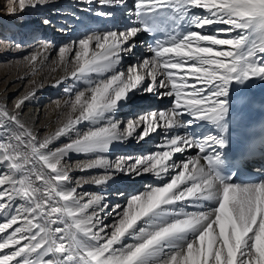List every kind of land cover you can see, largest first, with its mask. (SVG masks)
I'll return each mask as SVG.
<instances>
[{"label":"snow or ice","instance_id":"1","mask_svg":"<svg viewBox=\"0 0 264 264\" xmlns=\"http://www.w3.org/2000/svg\"><path fill=\"white\" fill-rule=\"evenodd\" d=\"M47 3L7 0V13L14 16ZM98 3L101 8L95 15L100 17L113 18L114 9L128 7L127 0ZM129 12L134 20L124 30L88 29L58 48V63L67 64L74 53L70 62L76 67L67 77L73 83L64 88L69 95L64 104L71 111L54 134L38 140L18 115L0 109V164L10 170L0 173V215L5 218L0 234L12 229L0 236V264H264V180L236 183L239 169L223 171L217 151L230 146L225 133L231 112L238 110L233 100L243 95L241 89L233 96L234 86L246 87L254 79L264 82V0H133ZM42 23L50 25L51 20L44 18ZM220 24L229 27L205 30ZM141 32L153 37L152 55L124 71L119 65L125 53L134 52ZM51 46V41H44L42 49ZM27 59L34 66L38 55ZM64 82L57 80L54 86ZM81 82L86 85L82 90L76 87ZM169 86V91L158 92ZM133 91L174 95V107L142 114L122 132L116 114ZM30 98H21L16 109ZM185 115L191 119H181ZM197 121L208 122L217 132L210 130L199 138L171 137L170 151L149 153L134 162L121 157L113 165L98 156L79 165L81 171L104 168V175L82 182L100 186L115 173L129 177L153 173L163 179V174L179 167L168 163L173 153L185 147L203 154L182 162V170L170 182L145 185L146 190L131 195L125 205H113L111 226L103 223L108 205L100 204L101 196L81 203L76 188L66 187L71 177L62 161L70 153H107L113 142L132 137L141 125L138 141L161 126L193 127ZM82 124L88 125L86 131L80 130ZM62 136H69V142L50 150L49 145ZM207 149H212L211 155ZM36 161L53 175L37 169ZM33 176L43 187L34 184ZM18 199L23 203L16 204ZM93 205L98 207L89 214ZM126 238L132 242L124 243Z\"/></svg>","mask_w":264,"mask_h":264},{"label":"bare ground","instance_id":"2","mask_svg":"<svg viewBox=\"0 0 264 264\" xmlns=\"http://www.w3.org/2000/svg\"><path fill=\"white\" fill-rule=\"evenodd\" d=\"M0 2V21L8 16L10 19L8 24L15 23L18 25L15 32H7L5 37L0 39V109H5L9 113L18 115L20 121L37 135L38 140H43L46 136L54 134L58 127L66 122L71 111L70 106L64 104V101L69 98V95L65 93L64 88L73 83V81L67 79V77L70 76L71 71L76 67L75 64L70 62L74 53L69 54V62L67 64H60L58 63V48L63 45H69L72 40H75L79 36H83L88 29L98 32H104L107 29L124 30V28L130 26L134 20V17H132L129 12L133 7V0H127V9H114L113 18L95 15V11L101 8L98 0H93L91 4L84 3L83 0H48V3L43 7H38L35 10L29 8L24 13L14 16L9 15L7 13V7L4 9L2 6L4 3L5 5L7 4V0H0ZM89 8H91L92 11H89ZM103 10H108V6H104ZM193 11L204 13L203 9H196ZM44 18L51 20V24L44 25L42 23ZM227 27L229 26L222 24L211 25L206 26L205 30L223 29ZM0 28H2L1 22ZM61 28H66V31H61ZM193 30L200 31L194 28ZM236 34V31L231 33L232 36H235ZM218 35L223 36L224 34L219 33ZM58 38L67 42H64V44H58ZM135 40L136 42L140 40L139 47L136 44L133 53H125L126 55L123 56L121 64L119 65V68L124 71H127L129 64H139L144 57H150L152 55L149 51V46L143 32L139 33ZM44 41H51L52 44L47 51L42 49ZM92 47L94 48L95 45L93 44ZM32 55H38V61L34 66L31 65L29 59H27ZM57 80H64L65 82L59 87H56L54 85ZM248 85L249 91L253 94H257L264 88V82L259 79H254L248 82ZM76 87L82 90L86 85L81 82L78 83ZM169 90L170 86L168 89H158V92L162 93ZM32 93H35V95L32 96ZM148 95V93L140 91L129 93L130 99L127 102H123V106L116 114V119L121 121L120 130L122 132L125 131L127 123L130 120H134L142 114L158 111V109H151L150 111L139 113V110L136 109L141 101L148 98ZM155 95L158 99L168 101V105L163 106L164 108H160L159 110H170L174 107V95ZM26 96H30L31 98L26 100L19 109H16V103ZM131 107H133L134 110L131 109ZM181 119L187 120L191 119V117L185 115L184 117H181ZM79 127L83 132L87 130L88 125L82 124ZM142 130L143 125L137 128L132 137L126 138L123 141L113 142L107 153H70L62 161L63 167L71 177V180L66 183V187L76 188L77 198L79 199L83 197L81 203L87 202V200L95 196H101L102 199L100 200V204L108 205V209L106 210L107 214L104 216L103 223L109 226L113 224L115 219L114 215L111 214L112 206L115 204L125 205L127 199L131 196L127 190L130 181L136 182L140 179H147L149 183L147 182L146 185L162 186L164 183L170 182L171 177L182 170V162L196 159L198 156L203 155L199 152V149L195 147H185L184 151L173 153L172 159L168 163H176L179 167L163 174V179L157 178L153 173L142 174L136 177H129L122 173H115L113 179L100 186L91 183H82L84 180L91 177H98L105 174L104 168L86 169L84 171L80 170V164L87 163L90 160L96 159L98 156H103L106 161L113 165L121 157H132L133 160L128 162H134L136 158L142 157L138 154L129 155L126 153L128 147L133 148L142 142L138 141L136 138ZM210 130L213 134L217 132V129L206 121H197L193 127L185 125L183 127L176 126L173 129H166L161 126L156 132H162L165 139L164 142L157 147L162 151H170L171 148L167 145L171 137L180 136L182 138H199L201 133L207 135ZM193 133L196 134L195 137H193ZM151 134H154V132ZM2 135L3 133L0 132V136ZM146 139L147 138L144 140ZM67 142H69V136H62L54 140L53 143L49 145V149L55 150ZM207 151L210 155L212 154V149H207ZM256 151L257 155L253 163L255 170L258 171L259 167L264 164V160H262L264 155L262 152H258V150ZM203 161L204 160L201 159L200 164L204 165ZM35 165L37 169H42L47 175H53L48 169L43 168L41 162L36 161ZM9 171L6 163L0 164V173ZM108 171L111 172L112 169H108ZM32 179L35 185L43 187L41 182L35 180L34 176ZM3 187H7V185ZM183 187H185V185H181V188ZM118 192H122L123 196H118ZM56 199L58 200L59 198L57 197ZM15 203L22 204L23 201L18 199ZM97 207V205H93V208L89 209V214ZM187 210L195 211V209L192 208ZM4 219V216L0 215V222H3ZM17 226L19 225H14L13 227ZM53 227H55V225ZM11 231L12 229H8L6 233L0 234V236H6ZM107 231L110 233L111 227H109ZM130 242L132 241L128 238L124 240V243ZM116 247H119V245ZM9 251H11V249L4 250V252ZM50 258L51 257H46V259Z\"/></svg>","mask_w":264,"mask_h":264},{"label":"rangeland","instance_id":"3","mask_svg":"<svg viewBox=\"0 0 264 264\" xmlns=\"http://www.w3.org/2000/svg\"><path fill=\"white\" fill-rule=\"evenodd\" d=\"M2 6L5 9L7 7V4L5 5V3H4ZM8 19H9V17L7 16V18H4L2 21H0L1 27H2V28H0V31L2 33V34H0V39H3L5 37V35L7 34V32H15V30L18 28V25H16L15 23H14L15 25L14 24H8L10 21V19L9 20ZM19 22H20V20H19ZM116 23H118V22H116ZM17 24H19V23H17ZM9 25L11 26V29L8 28ZM139 41L140 40H138L136 42L138 47L140 44ZM64 42H67V41H65L61 38L60 39L58 38V40H57L58 44H64ZM124 55H126V54H124ZM154 95L155 94H151V95L149 94L148 98H146L144 101H141L139 103L138 108H136L139 110V113L140 112H147V111H150L151 109H158L159 110L160 108H164L163 106L168 105V101L158 99L157 96L156 95L154 96ZM131 109H133V107H131ZM164 139H165V137H164L162 132H159V133L154 132V134H150V136L147 137L146 140H143L142 142L137 144L135 147H133V148L128 147L126 149V153L129 155L138 154L139 156L144 157L149 153H152V152L155 153L157 151H162V150H159L157 146L159 144H162L164 142ZM147 182H148L147 179H140L136 182L130 181V183L128 184V189H127L129 194L134 195L136 193H140L142 191H145L146 190L145 185L147 184ZM60 226L62 227L63 225H60Z\"/></svg>","mask_w":264,"mask_h":264}]
</instances>
